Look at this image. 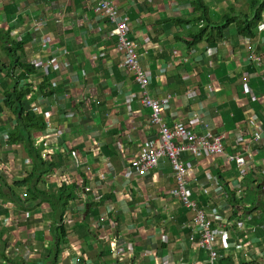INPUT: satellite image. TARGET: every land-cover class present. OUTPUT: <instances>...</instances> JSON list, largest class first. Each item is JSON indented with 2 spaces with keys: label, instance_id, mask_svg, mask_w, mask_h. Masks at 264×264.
I'll return each instance as SVG.
<instances>
[{
  "label": "crops",
  "instance_id": "1",
  "mask_svg": "<svg viewBox=\"0 0 264 264\" xmlns=\"http://www.w3.org/2000/svg\"><path fill=\"white\" fill-rule=\"evenodd\" d=\"M111 1L129 22L130 37L151 80L150 96L172 94L162 116L168 127L197 112L204 123L199 134L228 133L234 140L238 133L250 141V118L256 114L264 122V64L259 68L251 61L237 25L216 34L215 45L208 42L209 35L192 44L196 25L171 21L193 17L191 0ZM206 1L217 21L235 4L238 21L250 2ZM95 7L96 0H0V106L7 83L13 84L7 73L14 48L22 44L18 55L31 65L48 60L47 76L35 69L20 83L29 92L26 113L44 118L51 112L46 130L33 138L44 162L54 166L39 186L46 192H57L62 185L77 191L61 221V211L49 200H38L27 187L18 186L31 161L24 144L10 140L22 124L11 109L0 110V264H211L209 253L195 244L201 229L193 211L170 194L176 185L170 162L161 159L143 176L127 172L158 132L150 125L151 110L142 103L133 73L116 49L113 26ZM250 39L264 58V9ZM234 153L233 148L227 151ZM227 158L191 174L196 181L193 197L200 206L226 214L224 228L230 229V237L223 234L216 243L224 255L222 264H264V220L259 210H252L256 199L248 191L258 189L249 187V181H264V139L247 158L259 170L257 177L241 179ZM208 172L216 178L209 179ZM232 177L239 178L237 184L231 185ZM239 184L242 193L234 187ZM227 210L255 232L234 227ZM60 225L68 235L58 253L54 231ZM253 255L260 259L252 262Z\"/></svg>",
  "mask_w": 264,
  "mask_h": 264
},
{
  "label": "built area",
  "instance_id": "2",
  "mask_svg": "<svg viewBox=\"0 0 264 264\" xmlns=\"http://www.w3.org/2000/svg\"><path fill=\"white\" fill-rule=\"evenodd\" d=\"M195 9L194 6L190 8ZM95 11L105 15L113 26V36L116 39V49L122 54L124 59V66L133 73L134 80L140 88L143 105L151 110L150 125L157 128V136L153 140H149L146 145L145 152L135 160L128 168L127 172L131 175L133 173L143 176L159 165L161 159H167L173 170L176 180V185L170 190L172 196L177 197L181 204L191 209L194 213V221L201 229L199 232V240L195 242L196 246L209 253L211 264H220L224 259L217 248L216 243L223 236L230 237V229L226 227L224 219L225 213H220L219 210H211L200 206L197 200L193 197V187L195 180L191 174L195 170H204L208 165H213L219 158L227 156V164H234L240 171L241 179L248 175L254 178L259 175V170L248 163L247 158L251 157V153L262 146L264 139V122L260 120L256 114L249 120V127L252 130L251 140L248 141L242 134H233L234 140L230 134H215L207 131L205 133H198V129L204 124L199 113L193 114L186 122L179 123L173 128H169L167 122L163 121L164 110L169 106L172 99V94H162L159 98H153L149 94V86L151 80L148 71L143 68L140 63V53L136 44L130 37V27L127 19H123L119 9L111 0H97ZM91 25V24H90ZM39 29V28H38ZM241 42L246 47V52L249 58L258 67L264 64L263 58L257 54V51L252 41L244 37ZM48 60H42L34 63V68L42 72L45 76L48 75V68L50 67ZM245 76H249L245 73ZM213 91V89H212ZM37 111V109H33ZM51 112L45 113L44 120L47 125L50 124ZM229 148H233L235 153L233 155L227 154ZM77 161V168H80V161L76 154L73 155ZM91 170V169H89ZM264 177V170L261 171ZM209 179H215L213 172H208ZM231 185L238 183L239 178H230ZM239 193L243 192L241 184L234 186ZM85 190L89 191L91 188L85 186ZM206 193L209 190L206 189ZM148 202V201H145ZM233 207V206H232ZM229 207V209H232ZM234 209V207H233ZM116 209H114L113 213ZM229 217H231L230 210ZM247 217H244L246 219ZM233 226L253 234L255 227H249L244 220H231ZM240 248V247H238ZM114 252L119 254V249L115 248ZM258 255H253L252 262L257 261ZM260 259V258H259Z\"/></svg>",
  "mask_w": 264,
  "mask_h": 264
},
{
  "label": "trees",
  "instance_id": "3",
  "mask_svg": "<svg viewBox=\"0 0 264 264\" xmlns=\"http://www.w3.org/2000/svg\"><path fill=\"white\" fill-rule=\"evenodd\" d=\"M192 4L195 6L193 17H197L195 19H177L173 18L171 21L175 23L191 24L193 21H201L205 26L197 30L193 35V43L198 44L201 43L203 38H207L208 42L212 45H215V35L222 32L226 27H229L231 24L237 25V35L240 37H253L255 35V29L257 27L258 22L263 20V9H264V0H250L249 10L248 11H240L241 17L236 21L235 15L238 13L236 11V6H229L228 11L225 13L222 21H217L212 17L211 14V6L207 3L206 0H191ZM213 29V30H209ZM199 43V44H200ZM22 44L19 48H14L15 54H11V61L9 68L8 79H12L13 84L7 83L5 88V101L3 105L0 106L1 111H5L7 108L11 109L15 114L16 119L18 118L19 123L22 124L20 128H17L10 136V140L15 144L23 143L25 146V150L28 153V156L31 161V168L29 173L22 179L21 182L18 183L19 187H27V189L34 195L36 199L49 200L51 207L58 211L60 210V220L63 219V214L66 212V207L71 199L75 197L76 186L62 185L57 192H46L40 190V180L41 178L49 172L53 165H48L41 157V149H36L34 144V134L37 132H42L46 130L47 124L43 117L35 116V114L31 111L26 113L25 109V100L27 99L29 92H27V88L25 86L20 88V83L25 80L26 76L31 74L35 69L30 63L24 62L20 59L18 52L22 51ZM4 66V65H3ZM4 68V67H3ZM17 70L22 71L21 75H16L13 72ZM3 72V69H0V73ZM47 89V88H45ZM44 90V89H42ZM21 117V119H20ZM84 183L86 184V176H84ZM257 186L258 189L253 192L252 190H248L253 193L254 198L256 199L255 204L251 207L252 210H259L261 213V218L264 220V199L260 202H257V196L261 193L263 189L262 184L256 181H249L248 185ZM247 191V192H248ZM77 192V191H76ZM258 192V193H257ZM57 197L55 200L52 198ZM231 198L235 201H238L236 192L231 191ZM100 203V202H99ZM97 203V204H99ZM59 238L58 245L55 248L56 252H60V247L62 244L67 242V229L62 227L61 225L55 228L54 231ZM223 263V260L220 264Z\"/></svg>",
  "mask_w": 264,
  "mask_h": 264
},
{
  "label": "rangeland",
  "instance_id": "4",
  "mask_svg": "<svg viewBox=\"0 0 264 264\" xmlns=\"http://www.w3.org/2000/svg\"><path fill=\"white\" fill-rule=\"evenodd\" d=\"M237 4H235V6H236ZM234 6V5H233ZM249 6V5H248ZM229 8V7H228ZM236 8V7H235ZM184 12H185V10H184ZM195 18H197V17H193L192 19H195ZM205 23V22H204ZM191 25H196V27H194V30L193 31H196V30H200V25L202 26L203 25V23H201V21H193L192 23H191ZM244 191H246V190H244ZM248 193V192H247ZM245 196V194L243 195V197Z\"/></svg>",
  "mask_w": 264,
  "mask_h": 264
},
{
  "label": "clouds",
  "instance_id": "5",
  "mask_svg": "<svg viewBox=\"0 0 264 264\" xmlns=\"http://www.w3.org/2000/svg\"><path fill=\"white\" fill-rule=\"evenodd\" d=\"M250 4V3H249ZM96 5H97V0H96ZM193 5V4H192ZM194 6V5H193ZM233 6V5H232ZM195 7V6H194ZM228 10V9H227ZM38 25V28H40L41 26L39 25V24H37ZM37 28V29H38ZM39 30V29H38ZM244 37H242L241 38V40L243 39ZM247 38H249V37H247ZM250 39V38H249ZM251 40V39H250ZM46 41H49V39L48 38H46ZM252 41V40H251ZM257 54H259L258 52H257ZM261 57H262V55L261 54H259ZM263 58V57H262ZM263 61H264V58H263ZM254 63V62H253ZM255 64V63H254ZM32 66H34V65H32ZM255 66L256 67H258L256 64H255ZM260 68V67H259ZM35 69V68H34ZM246 73H248V72H246ZM249 75H250V73H248ZM45 76V75H44ZM47 76V75H46ZM243 76H245V73L243 74ZM248 77V76H247Z\"/></svg>",
  "mask_w": 264,
  "mask_h": 264
},
{
  "label": "water",
  "instance_id": "6",
  "mask_svg": "<svg viewBox=\"0 0 264 264\" xmlns=\"http://www.w3.org/2000/svg\"><path fill=\"white\" fill-rule=\"evenodd\" d=\"M262 185L264 186V181H262ZM263 199H264V190L262 191V194L258 196V202H260Z\"/></svg>",
  "mask_w": 264,
  "mask_h": 264
}]
</instances>
